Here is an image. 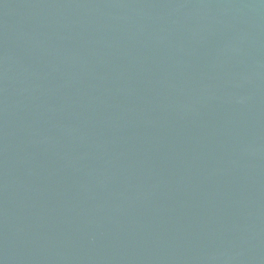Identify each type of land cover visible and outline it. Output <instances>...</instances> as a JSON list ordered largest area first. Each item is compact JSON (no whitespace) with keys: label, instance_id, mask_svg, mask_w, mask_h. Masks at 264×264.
I'll use <instances>...</instances> for the list:
<instances>
[{"label":"water","instance_id":"water-1","mask_svg":"<svg viewBox=\"0 0 264 264\" xmlns=\"http://www.w3.org/2000/svg\"><path fill=\"white\" fill-rule=\"evenodd\" d=\"M0 264H264V0H0Z\"/></svg>","mask_w":264,"mask_h":264}]
</instances>
